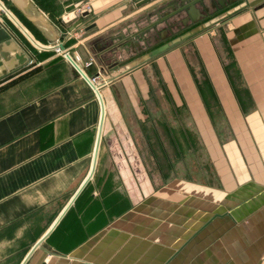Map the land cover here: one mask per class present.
<instances>
[{"label":"crops","instance_id":"0c3cea01","mask_svg":"<svg viewBox=\"0 0 264 264\" xmlns=\"http://www.w3.org/2000/svg\"><path fill=\"white\" fill-rule=\"evenodd\" d=\"M189 2L91 0L57 17L69 27L25 0L32 32L0 0L29 56L0 76V264H264V2L217 6L212 23L164 18ZM148 28L151 49L189 34L149 55ZM148 61L211 180L148 175L132 126L147 118Z\"/></svg>","mask_w":264,"mask_h":264},{"label":"rangeland","instance_id":"374dc122","mask_svg":"<svg viewBox=\"0 0 264 264\" xmlns=\"http://www.w3.org/2000/svg\"><path fill=\"white\" fill-rule=\"evenodd\" d=\"M1 1L12 15L17 16L7 0ZM34 1L37 2V4L35 2L34 4L39 9L36 8L34 11L42 12L50 19L56 20L57 17L70 13L79 16L83 11L90 9L91 0ZM210 9L216 12L218 7L215 5ZM213 10L208 11V13L213 12ZM0 13L4 16L3 12L0 11ZM175 18H179V15ZM22 23L26 25L24 22ZM165 24L163 22L162 26ZM30 27L31 30L36 31L33 26ZM181 31V26L177 31L172 27L169 29V34L174 32L181 33ZM151 32L156 33L157 29L154 28L152 31L148 28L146 38L141 39L147 52L156 45V40L152 38ZM143 74L148 84V97L144 104H142V110L147 112V118L144 122L140 124L135 123L132 126L139 130L140 125L141 130L146 132L143 141L141 136L135 137L137 139L136 143L140 147L148 175L157 183L174 176L201 181L211 180L212 171L210 164L194 132L190 119L181 107L178 109L172 107L168 93L152 61H148Z\"/></svg>","mask_w":264,"mask_h":264},{"label":"water","instance_id":"95a60500","mask_svg":"<svg viewBox=\"0 0 264 264\" xmlns=\"http://www.w3.org/2000/svg\"><path fill=\"white\" fill-rule=\"evenodd\" d=\"M8 1L25 19H27V20L30 19V16L25 14L23 11V6L25 4V0H8ZM148 1H151V0H136V2L138 4H143V3H146ZM237 1H241V0H210L209 6H210V8H213L215 6V2H216L218 7L222 10V9H225L229 5L235 4ZM247 1L250 5H255V4H259V3L264 2V0H247ZM182 11H184L186 14V16H184L180 20V23L183 26H186L188 20L191 23H196V22L200 21L201 19L207 20L209 18V15H210L208 13V7H204L203 11L199 12L194 7V1L192 0V2H189L187 4L182 3L178 7L173 8V10L171 12H169L168 14H166L164 16V18L165 19L169 18V17L176 15ZM216 18H217L216 16L215 17L213 16L212 18H209L207 21L212 23L216 20ZM74 20H75V17H73L71 20H68L66 22H63V21L62 22L64 23V25L70 27L71 24L74 22ZM209 22H207L206 24H209ZM196 30H197V28H196ZM193 31H194V29L193 30L191 29L190 33ZM188 34H189V32H185V33L179 35L178 37L172 39L168 43L169 44L174 43V42L178 41L179 39L186 37ZM168 43L161 44V45L151 49L148 54L153 55V54L163 50L164 48L167 47ZM11 45L14 48L13 49L14 50V54H13L14 59L12 57H10V55L8 54V52L6 50H4V47L11 46ZM56 47L59 48V46H56ZM66 57L71 63H73L67 55H66ZM28 60H29V56L19 46H17V44H15L13 42V40L9 37V33L6 30V28L3 26H0V76L18 68L19 66H21L25 63H27ZM2 66H4V67L1 68Z\"/></svg>","mask_w":264,"mask_h":264},{"label":"trees","instance_id":"16d2710c","mask_svg":"<svg viewBox=\"0 0 264 264\" xmlns=\"http://www.w3.org/2000/svg\"><path fill=\"white\" fill-rule=\"evenodd\" d=\"M7 2L9 3L8 0H7ZM35 3L37 4V2H35ZM10 6H11V9L17 14V16L15 15L17 17V19L20 18L18 20H20V21L22 20V22H24L26 24V26L29 27V29L31 30V27L30 26H32V24L27 19H25L11 4H10ZM54 22L57 23V24H59V25H64V23L62 22V20L60 18H57L56 20H54ZM31 31L32 32H35V31H33V29Z\"/></svg>","mask_w":264,"mask_h":264},{"label":"built area","instance_id":"2783aa9c","mask_svg":"<svg viewBox=\"0 0 264 264\" xmlns=\"http://www.w3.org/2000/svg\"><path fill=\"white\" fill-rule=\"evenodd\" d=\"M57 49H58V48L56 47V50H57ZM94 78H95V77H90L88 81H89L91 84H93V82H94Z\"/></svg>","mask_w":264,"mask_h":264},{"label":"flooded vegetation","instance_id":"af4514ba","mask_svg":"<svg viewBox=\"0 0 264 264\" xmlns=\"http://www.w3.org/2000/svg\"><path fill=\"white\" fill-rule=\"evenodd\" d=\"M215 5H217L216 2H215ZM217 6H218V5H217ZM175 27H176V28H178V27L180 28V25L177 24V25H175Z\"/></svg>","mask_w":264,"mask_h":264},{"label":"bare ground","instance_id":"6f19581e","mask_svg":"<svg viewBox=\"0 0 264 264\" xmlns=\"http://www.w3.org/2000/svg\"><path fill=\"white\" fill-rule=\"evenodd\" d=\"M3 7V6H2ZM12 18V17H11Z\"/></svg>","mask_w":264,"mask_h":264}]
</instances>
